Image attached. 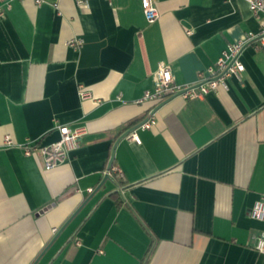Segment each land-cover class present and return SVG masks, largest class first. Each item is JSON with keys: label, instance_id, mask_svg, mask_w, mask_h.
<instances>
[{"label": "crops", "instance_id": "obj_1", "mask_svg": "<svg viewBox=\"0 0 264 264\" xmlns=\"http://www.w3.org/2000/svg\"><path fill=\"white\" fill-rule=\"evenodd\" d=\"M42 1L0 19V264H264V219L251 216L264 195V17L245 0H156L153 23L142 0ZM249 35L228 91L173 98L140 143L121 138L155 108L136 102L161 62L195 84ZM58 123L85 133L46 170L21 146L56 141Z\"/></svg>", "mask_w": 264, "mask_h": 264}, {"label": "built area", "instance_id": "obj_2", "mask_svg": "<svg viewBox=\"0 0 264 264\" xmlns=\"http://www.w3.org/2000/svg\"><path fill=\"white\" fill-rule=\"evenodd\" d=\"M17 0H0V19L4 18L7 11L11 10L12 4ZM21 1V0H18ZM38 5L42 0H35ZM251 12L256 16L264 17V0H245ZM82 4V2H80ZM144 14L149 23H153L159 17V11L156 7V0H142ZM264 34V25L262 28ZM188 34H191L189 31ZM254 35H249L245 41L230 44L215 65L209 67L206 71L199 74V81L195 84L178 85L175 83L172 67L169 63L161 62L153 75V87L147 90L137 104L153 103L158 106L161 103L176 97H183L186 100L203 98L211 92H217L220 89L229 90V80L242 78L245 72V65L240 59V55L248 43H251ZM77 41L71 40L68 45L74 47ZM264 43V38H262ZM82 88V87H81ZM80 96L87 99L90 94L81 89ZM121 101V96L117 97ZM155 106V107H156ZM156 123L154 113L143 122L138 128L149 129ZM60 137L49 144L38 145L37 142H29L21 147L27 154L38 153L41 157L43 168L49 170L65 162L70 151L76 149L79 145V139L85 133V128H73L69 124L58 123L56 125ZM135 129L130 133V137L137 143L141 142L140 136ZM5 143L13 145L10 134L5 136ZM115 171L123 178V172L117 168ZM93 189L90 188L89 191ZM251 216L257 219H264V195L256 201L251 209ZM80 244V242H77ZM256 248L264 253V232L258 236Z\"/></svg>", "mask_w": 264, "mask_h": 264}, {"label": "water", "instance_id": "obj_3", "mask_svg": "<svg viewBox=\"0 0 264 264\" xmlns=\"http://www.w3.org/2000/svg\"><path fill=\"white\" fill-rule=\"evenodd\" d=\"M171 99H173V98H171ZM171 99H169V100H167V101L161 103L160 105L156 106L153 110H151V111L149 112L148 116H147L142 122H140L139 124L133 126L130 130H128L127 132H125V133L121 136V138H123V137L129 135L132 131H134L135 129H137V128H138L143 122H145L146 120H148V119L151 117V115H152L153 113H155V112H156V111H157L162 105H164L165 103H167V102L170 101ZM113 160H114V152H112V156H111V159H110V161H109V165H108V168H107V172H106V174H105V177H104V181H105L107 178L110 177V173H109V172H110V168H111V165H112V163H113Z\"/></svg>", "mask_w": 264, "mask_h": 264}, {"label": "trees", "instance_id": "obj_4", "mask_svg": "<svg viewBox=\"0 0 264 264\" xmlns=\"http://www.w3.org/2000/svg\"><path fill=\"white\" fill-rule=\"evenodd\" d=\"M114 176H115L116 183L119 185L120 188H122L124 185V182L122 181L121 177L119 176L118 173H114ZM112 195L116 199L117 204L120 205L122 203V197L119 191L114 192Z\"/></svg>", "mask_w": 264, "mask_h": 264}]
</instances>
